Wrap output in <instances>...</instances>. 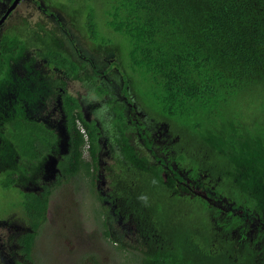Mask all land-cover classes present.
<instances>
[{
	"label": "trees",
	"instance_id": "trees-1",
	"mask_svg": "<svg viewBox=\"0 0 264 264\" xmlns=\"http://www.w3.org/2000/svg\"><path fill=\"white\" fill-rule=\"evenodd\" d=\"M77 4L80 8L69 11L74 26L99 49L107 47L120 56L124 93L129 96L132 88L149 117L169 126L178 139L170 147L178 155L174 175L132 156L139 170L115 177L107 195L93 192L107 210L101 209L99 216L105 236L119 250L137 255L139 264H264V0ZM76 11L83 12L81 27ZM46 34L38 38L45 55L80 78L85 64L71 57L56 33ZM31 47L21 33L1 37V184L21 191L29 228L16 242L29 260L56 188L79 175L91 177L94 185L100 168L98 128L88 123L80 100L63 86L68 148L58 159L57 183L37 181L49 154L62 149L57 131L26 117L25 105L13 98L34 106L48 92L40 74L33 73V60L27 64L31 74L14 70ZM137 129L144 131L141 124ZM143 136L148 150L163 159L150 131ZM31 183L42 189H32ZM113 221L123 233L113 231L116 237L111 238ZM0 243L6 245L2 234Z\"/></svg>",
	"mask_w": 264,
	"mask_h": 264
},
{
	"label": "rangeland",
	"instance_id": "rangeland-1",
	"mask_svg": "<svg viewBox=\"0 0 264 264\" xmlns=\"http://www.w3.org/2000/svg\"><path fill=\"white\" fill-rule=\"evenodd\" d=\"M4 1L7 9L12 0ZM81 1L21 0L2 29L3 32L21 33L30 40L32 47L27 50L25 58L15 65V70L23 76L29 74L27 64L33 60L31 63L35 68L33 73L40 74L38 80L43 82L42 88H46L48 92L45 91L43 101L33 107L28 115L46 123L50 128L56 130L61 138L60 149L62 152L50 153L43 171H40L36 176L38 182L49 185L57 183L59 175L57 162L68 146L64 122L65 113L62 112L61 107L56 119L48 113L52 112L53 106L58 105L55 103L56 101L57 103L59 101L61 105L64 97L63 86H66V93L74 94L82 100L85 115L95 118L99 116L96 112H89L92 111L90 106L95 105L98 98L102 99L104 101L102 105L111 111L108 112V119L112 117V120L109 121L108 131H105L101 139V144L103 145L104 142L106 148L101 154V171L99 170L94 185L91 177L79 175L56 188L51 196L49 217L37 236L32 260L26 259L16 242L18 236L29 228L28 218L22 206L21 191L15 187L4 189L1 184L3 176L0 174V234L6 242V245L0 243V257L4 264H16L18 261H23L25 264H139L137 255L119 250L116 247L118 243L105 236V228L101 225L102 218H99L101 209L105 205L98 201L96 197L98 195H94V193L99 194L101 189L110 191L114 186L113 179L115 177L124 175L133 168H138L133 162L134 166L121 156L123 138L115 128L116 112L113 108L124 104L126 73L123 74L121 70L125 69H122L123 66L120 67L121 58L116 51H109L107 47L99 49L88 38L85 31L74 26L73 22L75 21L69 15V11L77 7L80 8L77 3L80 4ZM62 5L65 6V9L61 7ZM76 12L78 14L75 16L78 19L76 23L81 27L83 12ZM46 31L56 33L59 40L63 42V48L72 55L76 62H84L83 80H75L71 77L68 69L58 65L56 67L45 55L46 49L38 38L40 34L47 36ZM53 92H57L54 102L50 96ZM129 100L137 107L136 110H139L140 114L138 113L137 118L145 130L150 131L158 139L172 140L175 138V134L169 126L156 124L149 117L132 88H130L128 102ZM129 120L128 137L132 146L137 148V155L139 153L140 157L145 158L148 165L158 166V162L150 152L138 144L140 141L135 128L136 124L131 122L130 118ZM101 126L105 127L106 123L101 122ZM103 130L105 129L103 128ZM86 158L89 159L88 156ZM31 184L34 190L42 189L41 185ZM104 193L101 191L100 195H104ZM103 210L107 211L106 207ZM111 226L113 228L111 229V238L116 237L113 231L120 229L123 233V228L119 223L113 221ZM257 234V230H253L252 238H255Z\"/></svg>",
	"mask_w": 264,
	"mask_h": 264
},
{
	"label": "flooded vegetation",
	"instance_id": "flooded-vegetation-1",
	"mask_svg": "<svg viewBox=\"0 0 264 264\" xmlns=\"http://www.w3.org/2000/svg\"><path fill=\"white\" fill-rule=\"evenodd\" d=\"M14 1L15 0H12V1H10L9 2V5H8V7H7V9H6V6L7 5H5L6 4V2L4 1V0H0V20L4 17V15L6 14V12L8 11V9L12 6V4L14 3ZM6 9V10H5ZM15 11V10H14ZM14 11L13 12H11V14L9 15V17H8V19L13 15V13H14ZM7 19V20H8ZM7 20L4 22V24L7 22ZM4 24L3 25H1L0 26V41H1V37H2V35H3V33H5V32H3L2 31V29H3V26H4ZM7 32H9V31H7ZM70 54V53H69ZM71 55V54H70ZM71 57H72V55H71ZM73 58V57H72ZM74 59V58H73ZM75 60V59H74ZM52 61V60H51ZM52 63H53V65L55 64L56 65V67H57V65L58 66H61L62 68H64V69H68V68H66V67H63L62 65H59V64H57V63H55V62H53L52 61ZM78 64H80L81 62H77ZM81 64H84V62H82ZM31 67H33L32 65H30ZM83 69H85V66L83 65V67H81V69H80V71H79V76H80V78L78 77H75V74H74V71H72V70H70V69H68L69 70V72L71 73V77L72 78H74L75 80H77V81H80V80H83L84 79V76L82 75V73H83ZM15 70V69H14ZM16 71V70H15ZM33 71H34V67H33ZM19 74V73H18ZM28 74V73H27ZM27 74H24V75H27ZM29 74H30V72H29ZM22 75V74H21ZM42 84H43V82H41ZM33 84H35L36 85V83L35 82H33ZM57 88V87H56ZM63 88V87H62ZM52 91V90H51ZM50 91V92H51ZM56 94H57V92H53V94H50V96H51V99L53 100V102H54V100H55V98H56ZM74 95V94H73ZM74 96H76V95H74ZM17 96L16 95H14L13 96V98H14V100L16 99V104H18L19 105V103H23L24 105H25V108H27V116L26 117H28L29 115H28V113H29V111H31V110H33V107H36V105L37 104H39V102L38 103H36L34 106H30V105H28L26 102H21L20 100H17V98H16ZM53 97H55V98H53ZM77 97V96H76ZM79 100H80V102H81V105H82V100L79 98V97H77ZM60 99V98H59ZM123 100H124V104H120L119 106H114V108H113V110L116 112V115H115V120H116V123H115V128L117 129V131L119 132V134L122 136V141H123V145H122V149H123V153H121V156H123V159L124 160H126L129 164H131V165H133L134 166V164L132 163V161H131V158L130 157H132V156H137L138 157V159L139 158H141V159H144L143 157H140L139 156V153H138V155H137V148H134V146H132V144H131V142L129 141V137H128V132H130L129 131V129H130V127L128 128V122L130 123V120H129V118L131 119V122H134L136 125H135V128H136V130H137V132H138V136H139V141L140 142H138V144H141L142 146H143V148H145V149H147L148 150V148H147V146L144 144L145 142H144V136H143V134H145L146 132H148V130H145V128H143V132L142 131H140V129L138 130L137 129V127L139 126V124H140V121H139V119L137 118V115H138V113L140 114V112H139V110L137 111L136 109H137V107H135V105H134V103H132L130 100H129V102H128V95H126V94H124V96H123ZM104 101L102 100V99H98L97 98V102H96V104L95 105H91L90 107H91V109H92V111H89V112H96V114L98 115L99 114V116L97 117V118H95V117H91V115L89 116V115H85V113H84V110H83V105H82V111H83V113H84V116H85V119L88 121V123H91V124H94L95 126H97V128H98V133H99V140H98V142H99V147H100V151H99V166H100V168H99V170L101 169V165H100V163H101V154L103 153V151H104V149L106 148V145H105V143L103 142V145L101 144V139H102V137H103V134L105 133V131H108V126H109V121H111L112 120V117H110L109 119H108V112H111V111H109V108H105L103 105H102V103H103ZM48 103V102H47ZM56 104H58V105H56V106H53V110H52V112H48L49 114H51L52 116H54V118L56 119L57 118V113L60 111V107H61V105H60V103H59V101H58V103H57V101L55 102ZM129 103V104H128ZM4 105L6 106V107H8V108H11L12 107V103L11 104H9V103H4ZM48 105H50V103H48ZM103 107H104V109H105V111L103 110ZM89 108V107H88ZM87 108V109H88ZM61 110H62V108H61ZM128 111H129V118H128ZM62 112H63V110H62ZM64 113V112H63ZM89 116V117H88ZM28 118H30V116L28 117ZM32 118V117H31ZM30 118V119H31ZM32 119H34V120H38L39 122H42L46 127H48V128H50V126H48L46 123H44L43 121H41V120H39V119H37V118H32ZM101 122H105L106 123V126H107V129H106V126L105 127H103V126H101ZM78 124H79V128H81V126L83 125L82 123H81V121H78ZM113 126H114V124H113ZM82 127H84V126H82ZM143 127V126H142ZM103 128L105 129V130H103ZM86 130V129H85ZM86 133H87V131H86ZM87 135H88V133H87ZM150 137L151 138H153L154 139V141H155V144H156V146H157V144H158V148H156V149H158L159 150V155L163 158V159H160V158H158L155 154H153L152 153V151H150V150H148L149 152H150V154L153 156V158L158 162V167H165L166 168V171H167V173H165V175L166 176H168L169 175V173L170 174H172V175H174L175 174V171H176V169L177 168H179V162H178V155L175 153V151H173L172 149H170V147H171V145L173 146L174 145V143H176L177 142V140L178 139H176V138H174V139H172V140H164V139H158V138H156L154 135H152L151 133H150ZM128 141H129V144L131 145V147L133 148V150H134V154H132V153H130L131 151H130V149L128 148L129 146V144H128ZM90 146V144H88V147ZM67 148H68V146H67ZM66 148V149H67ZM136 149V150H135ZM157 150V151H158ZM50 155V154H49ZM128 155H129V157H128ZM87 156H89V153L87 154ZM88 158H90V157H88ZM163 160H166V162L169 164V165H167V167L166 166H164V161ZM58 163V162H57ZM99 170H98V172H99ZM101 171V170H100ZM98 172H97V175H98ZM184 177H186L185 175H184ZM180 176H178V179H179V181H180ZM98 180H99V177H98ZM193 180V179H192ZM191 179L188 181L189 182V184L188 185H190V188H192V190H193V188H194V191H195V189L197 188V185H196V183L194 182V181H192ZM193 183V184H192ZM104 185V184H103ZM103 185H101V186H103ZM102 190V189H101ZM103 193H104V195H107L109 192L108 191H102ZM197 192H198V194L200 193V192H202V191H200V190H197ZM108 202V201H107Z\"/></svg>",
	"mask_w": 264,
	"mask_h": 264
},
{
	"label": "water",
	"instance_id": "water-1",
	"mask_svg": "<svg viewBox=\"0 0 264 264\" xmlns=\"http://www.w3.org/2000/svg\"><path fill=\"white\" fill-rule=\"evenodd\" d=\"M20 2H21V0H15L14 1V3L8 9V11L4 15V17L0 20V26L4 24V22L8 19L9 15L11 14V12H13L18 7V5H19Z\"/></svg>",
	"mask_w": 264,
	"mask_h": 264
},
{
	"label": "built area",
	"instance_id": "built-area-1",
	"mask_svg": "<svg viewBox=\"0 0 264 264\" xmlns=\"http://www.w3.org/2000/svg\"><path fill=\"white\" fill-rule=\"evenodd\" d=\"M81 131L86 135L85 128H82ZM88 147V146H87Z\"/></svg>",
	"mask_w": 264,
	"mask_h": 264
},
{
	"label": "clouds",
	"instance_id": "clouds-1",
	"mask_svg": "<svg viewBox=\"0 0 264 264\" xmlns=\"http://www.w3.org/2000/svg\"><path fill=\"white\" fill-rule=\"evenodd\" d=\"M82 128H84V127L81 126L80 130H81ZM85 131H86V130H85ZM81 132H82V131H81ZM82 133H83V132H82ZM83 134H84V133H83ZM86 135H87V133H86Z\"/></svg>",
	"mask_w": 264,
	"mask_h": 264
}]
</instances>
